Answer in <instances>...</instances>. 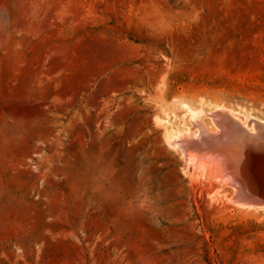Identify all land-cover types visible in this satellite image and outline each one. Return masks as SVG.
<instances>
[{
    "label": "rangeland",
    "instance_id": "1",
    "mask_svg": "<svg viewBox=\"0 0 264 264\" xmlns=\"http://www.w3.org/2000/svg\"><path fill=\"white\" fill-rule=\"evenodd\" d=\"M218 109L264 121V0H0V264H264L171 143Z\"/></svg>",
    "mask_w": 264,
    "mask_h": 264
},
{
    "label": "bare ground",
    "instance_id": "2",
    "mask_svg": "<svg viewBox=\"0 0 264 264\" xmlns=\"http://www.w3.org/2000/svg\"><path fill=\"white\" fill-rule=\"evenodd\" d=\"M203 115L205 116V114ZM203 115H200V116L198 115V118L196 115L195 119L193 117V120L195 121H193V123L191 121L190 122L192 123V125L194 124V128L188 129L185 132L179 133L177 137L172 140L171 143L177 146L178 149L179 148L181 149L184 155L183 157L186 158L185 160L188 161V163L191 162L197 165L201 164V165H204V167L205 166L207 167L210 164H216L218 166L219 179L217 178L218 179L217 180L214 176L213 177L218 182L220 180L222 183H224L225 186H228L234 189L235 192H234V196H232L231 202L237 209L247 210V211H260V208H254V207H262L261 211H264V203H258V202H255L254 200H250V199H246L242 197V193L247 192V187H246L247 185L244 182H248L249 180L243 181L237 175V171H236L237 169L233 168L229 162L230 154H228L226 156L227 158H225L222 155H220L222 154L221 152H218L217 150L213 149L214 147H211L213 144V139L209 135V134L217 135L221 132V129H223L226 134L228 132V128H226V126L231 127V125L227 122H231L232 127L239 125L243 127L245 130H247L248 132L254 133L255 128H257L258 124L261 123L264 125V121L257 122V123L249 122V124L245 122L243 123L242 121L243 119L240 118L241 116L236 117V115H234L231 111H228L227 109H218L217 111L213 112L210 115L214 128L213 130H208L202 123ZM220 125H225V127H222V126L220 127ZM230 135L231 137L229 135L226 136V139H228L227 144H229L228 148L230 152L234 154V151L236 149L231 146V143H232L231 129H230ZM235 145H238V144L235 143ZM198 169H199V165H198ZM224 185H222V187ZM248 186H249V182H248ZM250 189L251 188H249L248 191ZM252 209H259V210H252Z\"/></svg>",
    "mask_w": 264,
    "mask_h": 264
},
{
    "label": "water",
    "instance_id": "3",
    "mask_svg": "<svg viewBox=\"0 0 264 264\" xmlns=\"http://www.w3.org/2000/svg\"><path fill=\"white\" fill-rule=\"evenodd\" d=\"M227 123L231 127L226 126L228 128L226 134L223 129L217 135L209 134L213 139L211 147L221 152L220 155L225 158L230 154L229 162L233 168L237 169V175L243 181L249 180V186L248 182H244L247 185V192H243L242 197L264 203V125L259 123L255 132L251 133L239 125L232 127L231 122ZM221 126L225 127V125ZM230 129L232 133L231 146L236 149L234 154L230 152L229 144H227L228 139H226L227 135L231 137ZM248 187L251 188L249 191Z\"/></svg>",
    "mask_w": 264,
    "mask_h": 264
}]
</instances>
